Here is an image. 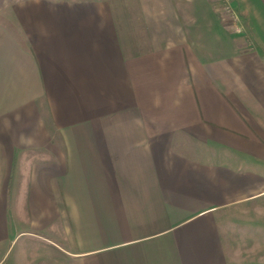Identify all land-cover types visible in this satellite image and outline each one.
I'll return each mask as SVG.
<instances>
[{
	"label": "crops",
	"instance_id": "0c3cea01",
	"mask_svg": "<svg viewBox=\"0 0 264 264\" xmlns=\"http://www.w3.org/2000/svg\"><path fill=\"white\" fill-rule=\"evenodd\" d=\"M135 1L0 0V264H230L221 215L264 195V0H231L240 33Z\"/></svg>",
	"mask_w": 264,
	"mask_h": 264
},
{
	"label": "rangeland",
	"instance_id": "374dc122",
	"mask_svg": "<svg viewBox=\"0 0 264 264\" xmlns=\"http://www.w3.org/2000/svg\"><path fill=\"white\" fill-rule=\"evenodd\" d=\"M215 2L220 7L219 1ZM124 3L131 11L126 14L128 20H137L136 1L124 0ZM219 224L230 264H264V195L228 208L222 213Z\"/></svg>",
	"mask_w": 264,
	"mask_h": 264
},
{
	"label": "built area",
	"instance_id": "2783aa9c",
	"mask_svg": "<svg viewBox=\"0 0 264 264\" xmlns=\"http://www.w3.org/2000/svg\"><path fill=\"white\" fill-rule=\"evenodd\" d=\"M220 3V15L221 18L229 21L231 24L233 31L236 33H240L242 31V26L240 25V18L238 14L233 11L231 6V0H218Z\"/></svg>",
	"mask_w": 264,
	"mask_h": 264
},
{
	"label": "trees",
	"instance_id": "16d2710c",
	"mask_svg": "<svg viewBox=\"0 0 264 264\" xmlns=\"http://www.w3.org/2000/svg\"><path fill=\"white\" fill-rule=\"evenodd\" d=\"M4 21L3 17L0 15V23H2ZM23 46L25 47V45L23 44Z\"/></svg>",
	"mask_w": 264,
	"mask_h": 264
}]
</instances>
